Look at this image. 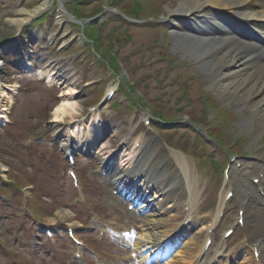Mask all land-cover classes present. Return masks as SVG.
I'll return each instance as SVG.
<instances>
[{"label":"rangeland","instance_id":"obj_1","mask_svg":"<svg viewBox=\"0 0 264 264\" xmlns=\"http://www.w3.org/2000/svg\"><path fill=\"white\" fill-rule=\"evenodd\" d=\"M179 1L50 0L45 11L38 13L22 30L15 32L16 30L6 22L7 18L15 16L20 8L33 9L40 4V0H0V60L4 57L11 59V65L7 66L3 60L4 67L0 68V75L11 84L20 81L18 93L11 97L14 105L9 106L12 123L0 128V264L70 262V254L74 249L67 235L55 238V243L43 238L38 249L33 242L28 246L24 242H21L20 246L13 244L15 236L20 235L21 240H36L37 237L35 238L30 230L33 223L38 222L33 220H39L45 226L55 224L65 227L72 225L75 228L82 226L81 237L96 252L103 255L101 264L121 263V251L115 240L106 237L98 241L99 228L91 227L88 218L101 217L108 221L117 219L123 225V219H126L125 210L120 206V209L119 207L117 209L118 215L111 216L109 206L103 202L107 186L96 172L97 169H101L102 156L90 159L80 155L77 175L80 176L79 187L82 190L71 185V179L68 177L69 166L61 147L66 136L58 139L60 135L58 132L63 130L65 133L69 126H71L69 131L73 127L82 126L83 137L81 136L78 150L80 153L88 152L91 151L87 149L88 128L94 125L96 120H101L100 123L106 127L108 124L103 122L110 118L123 128L120 136L116 137L112 133L103 135L102 141L110 146V151L121 145L120 140L125 136L131 135L133 140L143 138L147 142L156 139L151 149L155 155L154 169L163 165L165 171L177 173L176 162L170 157L172 152L163 145L162 134L153 138L154 133L143 125L144 116H150L153 118L152 124L159 126L163 124L154 118L155 114H162L168 117V120L176 117L184 119L188 116L196 125L203 120L200 95L208 91L210 98L218 101L214 104L222 108L208 110V125L212 127L215 125L217 121H214L213 117L218 111L222 110L228 115L225 120L223 116L221 123L215 125L213 135H218L221 141L223 139L225 143L222 142L226 146L233 143L230 147L239 155L263 154L264 144L254 145L258 141L251 144L246 135L249 125L245 130H240L237 126L249 115V110L237 109L238 104L235 102L228 104L224 97L214 90L216 86L212 84L208 73L199 69L195 60L188 59L181 51L175 50L171 31L188 32L183 19L173 20L169 17L168 7H176ZM61 8L74 18L66 13L61 20V13L58 12ZM100 16L101 22L104 20V23L100 22L98 26L90 24L85 29L75 21L76 17L86 24ZM31 35L43 36V39L38 42V38L33 44ZM16 40L22 43L27 41L22 52L26 55L31 52L35 69L37 66L48 65L43 75L47 80H33L38 69L21 73L17 67H13L18 58L10 47L14 46ZM62 66L71 69L76 89L75 100L79 103V111L68 122L55 119L53 112L66 92L61 82L54 76ZM193 71L200 72L202 78H193ZM50 73L52 74L48 76ZM49 83L52 85L48 86ZM111 88L118 89L113 99L104 107L100 106V102ZM179 94L186 95V98L179 99ZM126 96L130 98L125 99ZM135 99L140 103L136 107L137 110L132 107V100ZM3 107H6V99H0V109ZM190 121L189 124L176 122L163 127L167 130L178 127L171 139L175 140L172 143L179 146L185 154L194 177L195 189L199 193L197 205L192 212L198 225L195 230H198L205 217L208 219L204 222L208 225L211 213L216 211L220 198L227 190L224 186L225 180H221V177L228 154L218 145L208 143L204 145L197 136L199 134L202 137V134L200 132L195 134L192 131L194 127L190 126ZM202 123L204 124L203 121ZM38 134L44 135L41 143L48 145V149L28 146L31 143L30 139ZM260 139L264 141V134ZM211 151L214 156L207 155ZM60 153L65 156L63 160ZM236 191L237 199L232 205L233 208L239 207L241 203L242 191L241 189ZM10 192L14 194V199ZM8 194L12 198L10 202L2 199ZM23 203L29 212L27 218L21 216ZM251 211L260 217L262 213L264 215V201L255 200L251 204ZM236 216L237 213L234 211L225 219L217 233L219 238ZM181 218L179 217L178 221ZM52 219L54 223L49 221ZM261 219L264 222V218ZM22 220H26V225L22 226L26 231L18 234L17 228ZM142 220L143 217L138 224L139 227ZM237 235L239 244L244 234L239 232ZM186 241L180 248H185L188 252V249L194 246ZM86 257L90 262L88 264H98L90 252ZM75 264L85 263L79 261ZM239 264H244V259Z\"/></svg>","mask_w":264,"mask_h":264},{"label":"bare ground","instance_id":"obj_2","mask_svg":"<svg viewBox=\"0 0 264 264\" xmlns=\"http://www.w3.org/2000/svg\"><path fill=\"white\" fill-rule=\"evenodd\" d=\"M49 4L50 0H40V4L33 9L20 8L16 11L15 16L8 17L6 22L16 30L15 32L22 30L38 13L45 11ZM168 8L169 17L173 20H177V18L183 19L184 25L188 29V32L183 33L171 31L172 39L175 41V50L181 51L186 58L195 60L197 66L208 73V77L213 82L212 84L216 86L214 90L218 95L223 96L228 104L235 102V104H238L237 109L249 110V115L237 125L240 127V130H245L246 126H248V120L250 121L253 116L258 113L261 114L260 118H258V124L261 126V129L256 135L251 136L252 139L250 141L252 142L254 139L263 136L264 0H180L176 7ZM58 12L61 13L60 19L62 20L63 15L66 14L65 9L61 8ZM214 17L224 19V25L228 26L229 29L223 30V28L219 29L216 26H212L211 20ZM228 22H231V25ZM246 27L252 28L256 32L254 34L242 33ZM255 37H258L259 40ZM43 75L44 70L41 69L38 77L33 80L38 81L44 77ZM50 75L51 73L48 74V76ZM54 76L55 79L61 82L63 89L67 92L63 95L61 103L54 107V118L60 122L71 121L73 115L79 111V103L75 100L74 95L76 89H74L71 69L62 66L61 69L54 73ZM7 82L8 80L0 75V99L11 97L10 92L5 89V83ZM51 85L49 83L48 86ZM0 110V113L4 114L6 107ZM76 128L78 129V131L76 130L78 133L75 135L71 133L68 138V132H66L67 135L64 132V134L60 133L62 137L66 136L62 142V148L66 152H71L78 145L72 142L73 140L80 141V137L82 136L81 130L83 128L80 126H76ZM122 129L120 124L112 122L108 123L105 131L117 137L123 132ZM97 130L101 132L99 128L91 132L95 133ZM88 132L90 131L88 130ZM91 132L89 136L92 134ZM71 138L72 141H70ZM124 141L121 152L126 154V157L129 158L127 162L133 166L129 169L122 165L115 166L112 164L111 169L115 177L110 183L120 186L121 184L130 185L136 178L142 177V186L138 187L140 190L134 192L136 195L145 198L141 199V205L147 207L141 225L140 238L142 241L134 243L135 247L130 256H128L127 261H129V264H145V261L139 257L142 250L148 249L149 251L146 252V255L155 256V254L159 253L155 250L166 245L169 238L177 232L178 236H182L190 228L185 229L182 226L183 221H178V218L181 216L180 214L185 213L186 207L189 204L187 202L185 204L186 199L182 201L180 191L182 192L188 185V189L190 190L189 210L195 207L198 194L193 190L195 186L193 187L191 179L194 177L192 176V171L190 174V170L188 171L187 169L189 164L186 156L180 151H172L173 159L177 162L178 171H180V174L175 175L174 173H167L162 168L154 169L155 155L151 151L154 141L146 143L144 140L132 141L127 138ZM137 143L138 146L136 145ZM114 157L115 154L109 156L104 162L105 166H108ZM250 166H253V170L249 168ZM233 169V176L241 183L245 199L248 198L247 195L251 197L255 194V190L261 191L264 188V175L260 178L259 175L261 173L257 174L264 167L256 168L254 161L249 160V162H243L239 167L234 166ZM254 178L261 180L255 184L253 182ZM221 202L212 225L217 222L219 219L218 214H220L219 210L224 207V202L222 200ZM249 215L250 212H248ZM261 217L264 218L263 213ZM261 217L258 214L252 221H250V217L247 219L245 217L246 234L250 238L248 244H242L241 246V250L245 253L244 264H251L250 253L254 255L255 252L260 256L259 262L264 264V222H262ZM204 220L199 224L200 226L203 225L202 229L206 223ZM49 221L54 223L53 219ZM194 229L195 227H191L187 236L191 235L188 243L195 245L196 249L192 252L189 249L188 252L185 251V248L180 249L177 256H171L168 264H215L217 259L220 258V250L215 252L213 259L207 258L209 256V249L206 250L204 244L205 241H209L211 238L209 237L204 240L203 236H201L203 230L199 231L198 229L197 231H193ZM253 238L257 240L253 245H250L249 242ZM122 241L124 242V240ZM134 252L139 257V261L132 258Z\"/></svg>","mask_w":264,"mask_h":264}]
</instances>
